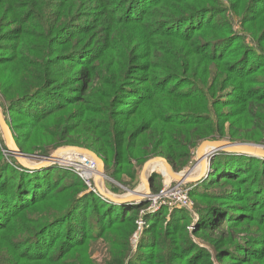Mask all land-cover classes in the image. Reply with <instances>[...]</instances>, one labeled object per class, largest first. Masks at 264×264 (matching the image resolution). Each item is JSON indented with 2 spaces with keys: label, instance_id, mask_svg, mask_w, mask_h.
Here are the masks:
<instances>
[{
  "label": "trees",
  "instance_id": "obj_1",
  "mask_svg": "<svg viewBox=\"0 0 264 264\" xmlns=\"http://www.w3.org/2000/svg\"><path fill=\"white\" fill-rule=\"evenodd\" d=\"M239 10L237 32L223 17ZM262 74L264 0H0V102L20 151L88 149L120 183L155 157L180 172L204 141L264 146ZM65 178L0 149V264H98V240L102 264H213L191 235L216 264H264V158L217 152L196 223Z\"/></svg>",
  "mask_w": 264,
  "mask_h": 264
},
{
  "label": "rangeland",
  "instance_id": "obj_2",
  "mask_svg": "<svg viewBox=\"0 0 264 264\" xmlns=\"http://www.w3.org/2000/svg\"><path fill=\"white\" fill-rule=\"evenodd\" d=\"M240 11L241 10L236 11V12H232V11L230 12L229 11L223 17V18H226L231 23H233V29L237 32L240 31V25H239V23L241 21ZM215 22L217 23L218 20H215ZM247 35H249V34H247ZM259 77H261L260 79L264 78V74L260 75ZM3 109H4V107H3L2 103L0 102V110L3 111ZM3 116L5 117L4 112H3ZM0 143H1L0 149H1L2 153L8 159L10 157V154L6 148L5 139H4L1 131H0ZM256 145H259V144H256ZM199 146L193 152V156H192L191 161H190L187 168H185L184 170H182L180 172H176L174 170L175 175H177L181 179L185 178L187 176L196 177V178H192V180L183 181L182 185H183V188L190 189V191H195L194 193H196L198 195L199 201H194L193 198L191 197V199L193 200V205L190 209H179L178 208V210H184V211L191 213L193 215L192 219H193L194 223H196L199 220V217L195 213V208L203 206L205 204V202H206L205 201V194L212 192L213 191L212 189L217 190L220 187V186H218V187L217 186L216 187L210 186V184H207V183H204L205 185L203 184V181L208 177L209 173L211 172L212 161H209V158H200L197 155V151H198ZM68 147H76V146H63V147L58 148V149L65 150V148H68ZM58 149H56V150H58ZM82 149H84V148H82ZM55 151L52 153V155L55 153ZM207 151H210V148L205 150V152H207ZM6 152H7V154H6ZM78 155H79V153L71 151V150L69 152L65 151V153H63V155L61 154L62 157H69L70 160H73L74 157L75 158L78 157ZM85 157H88L97 163L98 174L96 175V177L94 175L91 177V180H90L91 181V188H87L88 191H90V189L96 190L94 192H97V194L110 195V196L115 197V198H118L119 196L121 197L123 195L131 197L135 193H143V195H144L145 192H147V193L149 192L151 194H156V193H159V191H161L162 188H164L165 186L175 185L176 183H178V181L180 179V178L175 179V178L171 177L163 164L153 163L148 167L147 172H146V174H149L151 172L155 173V177H153V179L149 180L150 187L148 188L143 183L142 174H143V170H144L146 163L153 161L156 158H161V157H155V158L149 159L147 162H145L143 164L141 169L138 171V175L135 178V180L131 181L127 177L123 176V178H122L123 182L122 183H129L130 184V187H126L122 183H120L117 180H115L114 178H112L105 171V168H104L103 172L101 173L99 170L98 161L89 157L88 155H85ZM47 158H49V157H47ZM47 158H40L37 155H34L32 157V159H30V162L38 165L39 163L43 162ZM99 158L102 159L101 157H99ZM162 159H165V158H162ZM31 163H29V164H31ZM53 166L57 167L58 169H61L62 171H64L66 173L67 178L64 179L63 185L65 183L72 181L73 176H76L80 180V178L74 173V169L70 170V168L60 166V165H53ZM74 167H76V166L74 165ZM80 181L86 186V184L82 180H80ZM195 184H199V185L194 186ZM153 187L155 188L154 189L155 191H153ZM101 189H102V191H101ZM97 196H98V198H101L102 202L107 204V205H112L111 203L118 204L117 201H110L109 199L105 198L104 196H102V197H101V195H97ZM137 198L138 197L136 196L134 199H137ZM140 202H142V204H147L146 199H142L139 202H133V203H137V205H140L141 204ZM119 204H121V203H119ZM194 223L188 227V230L191 234L194 230ZM139 224L142 228L144 227L143 221L142 222L140 221ZM143 231L141 230L142 233H143ZM191 237H192L193 241L198 245V248L202 249L204 251V253L206 255V258H204V261L211 260V261H213V264H216L217 262L215 261V257L213 255L214 252H213L212 248L208 245L201 243L193 235H191ZM136 238L137 237H134L132 239V243H133L132 252L133 253L136 250ZM109 250H110V246H106L102 241L98 240V241L91 242L87 253H90V255H91L90 257L92 259L90 257L89 258L91 260H96L97 262L102 264L103 260L106 256V253Z\"/></svg>",
  "mask_w": 264,
  "mask_h": 264
},
{
  "label": "water",
  "instance_id": "obj_3",
  "mask_svg": "<svg viewBox=\"0 0 264 264\" xmlns=\"http://www.w3.org/2000/svg\"><path fill=\"white\" fill-rule=\"evenodd\" d=\"M0 128L1 132L3 134V137L5 139L7 150L9 151V154L14 156L17 161L26 169L28 170H40L45 169L48 167H51L53 165H56V163L62 158L60 151H74L81 155H88L89 157L95 159L99 163V170L102 173L105 164L102 159L98 157L97 154H95L93 151H90L88 149H82L79 147H68L65 148V150H56L53 155H51L49 158L45 159L43 162L37 164L31 163L30 159H32L33 156L25 155L23 154L19 147L17 146V143L14 139V135L12 133V130L9 126V124L6 121V118L3 116V111L0 110ZM210 148V152H205L206 149ZM226 152L229 154H243L253 157H259L264 158V146L263 145H256V144H250V143H238V142H230L227 140H217V141H204L201 143V145L198 148L197 155L200 158H209V161H212L213 157L216 155L217 152ZM31 163V164H29ZM151 163H162L165 165L167 172L170 173V175L178 179V176L175 175L173 167L168 163L166 159L162 158H156L153 161H150L145 164L143 174H142V180L143 183L149 188V180L154 172H151L149 174H144V171L146 167ZM185 181L184 178H180L178 182ZM92 192V191H91ZM102 196L106 197L107 199L111 201H117L118 203H133V202H139L143 198L139 195L137 199L131 198L129 196H119L118 198H113L110 195L101 194ZM113 199V200H112Z\"/></svg>",
  "mask_w": 264,
  "mask_h": 264
},
{
  "label": "built area",
  "instance_id": "obj_4",
  "mask_svg": "<svg viewBox=\"0 0 264 264\" xmlns=\"http://www.w3.org/2000/svg\"><path fill=\"white\" fill-rule=\"evenodd\" d=\"M83 161H86L85 163L86 166L82 165ZM56 165L70 168V170L74 169V173L80 178V180H82L86 184L87 188H91V181H90L91 177L93 175L96 177V175L98 174L97 163L94 160L85 157L84 155L81 154H79L78 157L76 158L74 157L73 160H70L69 157H62L56 163ZM74 165L76 167H74ZM182 184H183L182 182H178L175 185L165 186L164 188H162L161 191H159V193L156 194H151L149 192L145 193L143 195V199L147 200V204L145 205L147 206L148 210L155 211L162 207H167L170 210L178 209V208L190 209L193 205V200L191 199L190 196V189L183 188ZM90 191L97 194V192H94L96 191L94 189H90ZM139 223L140 221L138 222V225L140 226ZM135 237H137V235H135Z\"/></svg>",
  "mask_w": 264,
  "mask_h": 264
},
{
  "label": "bare ground",
  "instance_id": "obj_5",
  "mask_svg": "<svg viewBox=\"0 0 264 264\" xmlns=\"http://www.w3.org/2000/svg\"><path fill=\"white\" fill-rule=\"evenodd\" d=\"M209 149V148H208ZM210 151H211V149H210ZM210 151H207V153L208 152H210ZM60 153H62V155H63V151H60ZM85 156V155H84ZM69 161V160H68ZM85 163H86V161H83V166H86L85 165ZM151 164H153V163H151ZM151 164H149L147 167H146V169H145V171H144V174L146 175V172H147V169H148V167L151 165ZM162 164V163H161ZM164 165V164H163ZM165 166V165H164ZM166 168V167H165ZM167 170V169H166ZM169 175H170V173H169ZM171 176V175H170ZM172 177V176H171ZM178 178H180V177H178ZM192 178H196V177H189V176H187V177H185L184 179L185 180H192ZM101 191H102V189H101ZM141 196L142 195V193H135L133 196H131V198H135L136 196L138 197V196ZM112 197V196H111ZM113 198H115V197H113ZM116 199V198H115ZM115 206V205H114Z\"/></svg>",
  "mask_w": 264,
  "mask_h": 264
},
{
  "label": "crops",
  "instance_id": "obj_6",
  "mask_svg": "<svg viewBox=\"0 0 264 264\" xmlns=\"http://www.w3.org/2000/svg\"><path fill=\"white\" fill-rule=\"evenodd\" d=\"M146 191V190H145ZM145 193H147V192H145ZM141 198H143V193H142V195H141Z\"/></svg>",
  "mask_w": 264,
  "mask_h": 264
}]
</instances>
